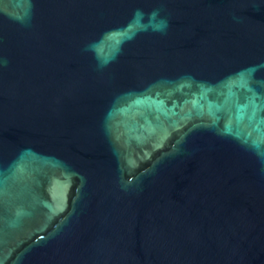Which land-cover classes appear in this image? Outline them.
<instances>
[{
  "label": "water",
  "instance_id": "water-1",
  "mask_svg": "<svg viewBox=\"0 0 264 264\" xmlns=\"http://www.w3.org/2000/svg\"><path fill=\"white\" fill-rule=\"evenodd\" d=\"M0 264H264V0H0Z\"/></svg>",
  "mask_w": 264,
  "mask_h": 264
}]
</instances>
